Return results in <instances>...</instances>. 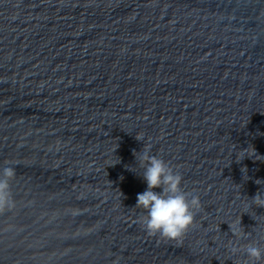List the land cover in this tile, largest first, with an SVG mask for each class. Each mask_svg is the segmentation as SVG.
<instances>
[{
	"label": "water",
	"instance_id": "1",
	"mask_svg": "<svg viewBox=\"0 0 264 264\" xmlns=\"http://www.w3.org/2000/svg\"><path fill=\"white\" fill-rule=\"evenodd\" d=\"M143 147L199 198L179 240L135 207ZM9 167L0 264H248L264 249V0H0Z\"/></svg>",
	"mask_w": 264,
	"mask_h": 264
},
{
	"label": "clouds",
	"instance_id": "2",
	"mask_svg": "<svg viewBox=\"0 0 264 264\" xmlns=\"http://www.w3.org/2000/svg\"><path fill=\"white\" fill-rule=\"evenodd\" d=\"M149 153L146 147L139 153L133 152L137 164L143 169L141 178L147 186L145 191L137 194L135 207L146 212L142 218L146 232L167 240H179L194 224L195 214L200 209L199 198L183 190L182 176L166 161ZM13 175L10 167L0 172V203L7 202L9 180ZM252 200L259 201L260 207H264L259 194ZM239 227L229 226L230 231L237 235ZM231 251L235 254L240 250L232 248ZM243 251L248 264H260L264 260V249L256 244L247 245Z\"/></svg>",
	"mask_w": 264,
	"mask_h": 264
}]
</instances>
